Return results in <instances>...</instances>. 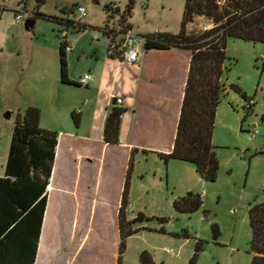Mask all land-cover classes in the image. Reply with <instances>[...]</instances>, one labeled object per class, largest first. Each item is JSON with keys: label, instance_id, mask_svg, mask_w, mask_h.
<instances>
[{"label": "rangeland", "instance_id": "obj_1", "mask_svg": "<svg viewBox=\"0 0 264 264\" xmlns=\"http://www.w3.org/2000/svg\"><path fill=\"white\" fill-rule=\"evenodd\" d=\"M128 2L46 0L44 5L36 8L34 0H0V177L4 176L15 121L18 114L29 107L42 112L43 127L65 137L70 134L92 137V141H79L73 151L64 149L65 168L58 165L55 168L60 176L65 175L63 171L67 169L75 171L71 159L77 162L78 155L97 149L93 152L95 162L91 158L85 160L93 163L86 170H89L91 185L96 181L100 184L99 191L94 194L92 190L87 200L78 226L79 237L74 225L58 226L50 264L71 261L76 252L77 237V245L80 243L81 247L72 264H113L122 152L118 151L115 156L111 153L112 148L107 152L102 149L98 120L92 124L90 112L82 114L86 108L84 102L91 100L93 95L84 86L61 83L58 51L66 36L75 53L73 77L78 81L85 74H91L89 68L97 57L106 53L107 42L99 29L105 25L116 28L119 13ZM23 4V19L16 23L14 10L22 8ZM111 4L120 6V12L111 15L116 22L112 23L111 18L107 23L105 8ZM73 5L82 6L86 17L80 19L75 12L64 17L62 10ZM184 5L185 0H135L129 18L135 35L134 47L143 46L144 34L176 32ZM37 13L50 18H67L87 28L77 33L71 27L65 28L37 16L32 28H27V20ZM194 21L192 33L212 28V25L206 29L198 28L207 24L205 18L196 17ZM7 52L12 55H6ZM226 57L222 76L225 90L216 110L212 136L219 164L216 180H202L194 166L186 162L169 160L165 164L157 155L135 156L126 219L132 221L141 213L144 220L132 225V229L138 231L125 241L121 264H140L139 255L144 251L150 254L154 264H191L192 260L193 264L251 263L248 211L251 205L264 202V44L228 39ZM112 99L125 101L121 95L114 94L106 104L111 106ZM248 101H252L253 106L246 112ZM73 112L80 113L78 128L71 116ZM253 132H257L255 138H251ZM88 162L83 161L82 175L86 173L84 167L91 165ZM103 163L104 168L98 175V165ZM58 187L66 190L73 184L65 182ZM187 193L199 195L201 207L193 213L176 212L173 201ZM66 203L69 211L72 203L68 197ZM213 227L217 228V237L213 236ZM198 242L201 250L195 253Z\"/></svg>", "mask_w": 264, "mask_h": 264}, {"label": "trees", "instance_id": "obj_2", "mask_svg": "<svg viewBox=\"0 0 264 264\" xmlns=\"http://www.w3.org/2000/svg\"><path fill=\"white\" fill-rule=\"evenodd\" d=\"M36 8L46 0H34ZM135 0H129L119 13V25L131 30L129 18ZM77 6L64 8V17L72 16ZM108 12V6L105 8ZM52 21L77 33L85 25L64 19L50 18L37 13L35 17ZM196 17H203L212 28L195 34L186 28ZM112 16L107 15V23ZM100 32L115 42L116 31L105 25ZM144 51L178 49L191 54L190 66L172 151L156 154L165 164L177 160L194 166L196 173L206 182H214L219 164L212 136L217 107L224 92L222 76L225 72L228 39L264 44V0H185L184 11L177 34L154 33L143 36ZM66 36L59 44L60 81L64 85L80 87L69 79ZM123 110H111L103 130L106 144H118L120 117ZM72 119L78 128L80 113L73 112ZM40 111L29 107L15 121L12 129L4 176L0 177V264H35L44 214L48 200V186L54 167L58 134L42 129ZM133 171V152L125 176L118 212L119 247L117 264H121L125 241L137 233L132 225L144 220L139 213L132 221L126 219L130 204V178ZM202 205L199 195L187 193L172 203L178 213H193ZM251 230L250 264H264V202L251 205L248 211ZM162 232V230H160ZM217 237V228L213 227ZM201 250L199 242L195 253ZM140 264H154L147 252L139 255ZM193 264V260L191 261Z\"/></svg>", "mask_w": 264, "mask_h": 264}, {"label": "crops", "instance_id": "obj_3", "mask_svg": "<svg viewBox=\"0 0 264 264\" xmlns=\"http://www.w3.org/2000/svg\"><path fill=\"white\" fill-rule=\"evenodd\" d=\"M111 21L112 23L116 22V19L112 18ZM195 21L187 26L186 30L188 33L194 32ZM210 26V22L207 21L204 27L198 26V28L206 29ZM179 28L180 25L177 31L173 33L168 31L159 33L177 34ZM148 34L150 33L143 36ZM9 35L11 36V34ZM101 35L107 42L106 53L102 54L103 56L101 57H97L95 64L89 68L88 72L91 74L84 75L90 77V81L84 87L89 88L93 97L91 100L84 102L86 108L82 110V114L86 115L90 112L89 118L92 124L98 120V126L103 137V130L111 110L114 107L123 110L120 117L118 144L109 145L103 139L102 147V149L105 148L106 152L108 148H112L111 153L115 156L118 151H121L123 157L119 196L116 199L115 207L117 226L116 240L114 242L115 252L112 254L113 264H117L119 247L118 212L129 160L132 152L134 158L139 155L168 154L172 151L189 72L191 54L188 51L178 49L146 52L142 45H137L135 48L139 59L135 64H128L118 58L117 55L110 56L108 52L110 39L102 32ZM68 44L70 48L67 52L68 76L71 81L79 83V80L83 77L79 78L78 81L73 77L72 59L75 57V53L70 43ZM6 55L11 56L12 54L7 52ZM114 94H119L125 99L122 105L114 106V99H112L111 106L108 103L106 104L107 99ZM42 122V112L40 111V127L45 130L54 131L43 127ZM56 133L58 134V145L52 176L47 189L48 200L35 264H50L51 253L53 251L52 244L56 239L55 233L58 226L70 223L75 226V231L78 232V226L81 223L80 217L83 218V212L86 210L88 204L87 200L90 198L92 190L96 194L100 186L98 181L94 185H91L90 173L86 169L91 168L93 163L92 161L88 162L85 160L86 158H89V160L91 158L95 162L93 152L97 149L91 153L87 150L83 156L78 155L76 157L77 162L71 159L70 161L74 163L76 168L74 172L67 169V171H63L65 175L60 176L58 170L55 169L57 165L58 167L65 168L63 165L64 149L73 151L79 141H92V137H78V135L74 134L65 137L58 132ZM83 161L91 164H85V175H82ZM103 168L104 163L103 165H98V175H100V170ZM65 182L73 184V187L61 190L58 185L65 184ZM67 197L70 203H72L69 205V211L66 209ZM79 235L80 233L78 232V237ZM78 237L75 241L76 252L74 256L81 247L80 243L79 246L77 245ZM72 260L67 264H72Z\"/></svg>", "mask_w": 264, "mask_h": 264}, {"label": "built area", "instance_id": "obj_4", "mask_svg": "<svg viewBox=\"0 0 264 264\" xmlns=\"http://www.w3.org/2000/svg\"><path fill=\"white\" fill-rule=\"evenodd\" d=\"M24 1V0H22ZM143 9H146L144 5H142ZM119 11V6L117 4H111L108 7V15L116 14ZM23 12H25V4H23L22 8L14 10V21L16 23H20L23 19ZM75 13L78 14L79 18L86 17V11L82 6H77L74 10ZM117 24V23H116ZM116 31V39L115 42L110 44L108 48V52L110 56L117 55L118 58L123 60L128 64H135L139 57L136 48L134 47V38L135 35L132 33L131 30L126 29L125 26L117 24L116 28H109V30ZM70 48L68 47L66 51L68 52ZM90 81L89 76H84L82 79L79 80V84L81 86H86L87 83ZM121 99H114V106L122 105ZM253 106L252 101H248L245 106V111L248 112ZM257 132H253L251 134V138H255Z\"/></svg>", "mask_w": 264, "mask_h": 264}, {"label": "water", "instance_id": "obj_5", "mask_svg": "<svg viewBox=\"0 0 264 264\" xmlns=\"http://www.w3.org/2000/svg\"><path fill=\"white\" fill-rule=\"evenodd\" d=\"M34 25V22L33 21H28V22H26V27L27 28H32V26ZM107 121H108V119H107Z\"/></svg>", "mask_w": 264, "mask_h": 264}]
</instances>
